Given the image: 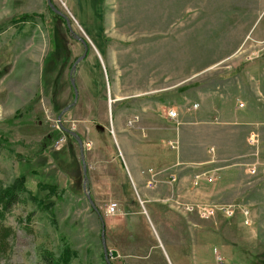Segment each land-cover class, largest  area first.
I'll list each match as a JSON object with an SVG mask.
<instances>
[{"label":"rangeland","instance_id":"374dc122","mask_svg":"<svg viewBox=\"0 0 264 264\" xmlns=\"http://www.w3.org/2000/svg\"><path fill=\"white\" fill-rule=\"evenodd\" d=\"M52 1L88 42L61 121L83 44L47 0H0V188L25 175L32 194L2 220L16 236L0 264L64 248L68 264H107L102 222L111 264H264V0ZM62 128L88 145L99 214L75 141L39 155Z\"/></svg>","mask_w":264,"mask_h":264},{"label":"trees","instance_id":"16d2710c","mask_svg":"<svg viewBox=\"0 0 264 264\" xmlns=\"http://www.w3.org/2000/svg\"><path fill=\"white\" fill-rule=\"evenodd\" d=\"M48 7H49V5H48ZM49 10L51 11V13L54 16L64 20V22H65V19L63 17H61L60 15L56 14L55 12H53L50 7H49ZM29 20H31V16L25 15L24 17L13 19L12 21L14 24H22V23H25ZM65 26H66V23H65ZM66 29L69 32L67 26H66ZM61 126H62V124H61ZM62 129H63L61 131L62 135L58 134V132H57V134H53L51 136L49 134L46 137V140L48 143L45 146V148H43V151L39 152V155L45 153V151L47 152V148L50 147V145L52 144V141L55 140V138H56V140L54 141V144L59 139H61L62 137H65V136L76 142L75 138L72 137L68 131H65V128H62ZM83 151L84 152L86 151L84 143H83ZM125 180H126V178H125ZM25 183H26V176L22 175V177L17 179V181L14 185L6 187V188H0V259H2L3 255H6L10 252L11 247H12V241L14 240V238L16 236V232H15L14 228L12 226L6 225L4 223V221H2V220H3V218L6 217V213L10 209H12L17 203L20 202L23 193H25V192L30 193V190H28ZM38 186L42 190H47L48 193L51 195L53 193L56 194L59 191V187L56 186L55 184H51V183H43L42 182V183L38 184ZM60 192H61V190H60ZM61 194H63V191ZM61 194H59V196H61ZM30 195H32V194L30 193ZM93 211H95L97 214H99L97 208L95 210L93 209ZM102 224H103V222H102ZM66 251H67V249L64 248L62 251V255L60 256V259L56 260V261H55V258L52 254H49V253L43 254L41 264L42 263L43 264H59L60 263L59 261H62V263H64V264H68L71 256L68 255V253Z\"/></svg>","mask_w":264,"mask_h":264},{"label":"water","instance_id":"95a60500","mask_svg":"<svg viewBox=\"0 0 264 264\" xmlns=\"http://www.w3.org/2000/svg\"><path fill=\"white\" fill-rule=\"evenodd\" d=\"M48 1V5L49 7L52 9L53 12H55L56 14L60 15L61 17H63L65 19V23H66V26L69 30V33L72 35V37L81 42L84 46V52L81 56L77 57L71 68H70V72H69V80H70V85L72 87V90H73V102H71L70 104L66 105L65 108L61 111V113L59 114L58 116V119L59 121H61L62 119V116L65 114V112L71 107L73 106L76 101H77V97H78V91H77V87H76V84H75V80L73 78V74L75 73V70H76V67L78 65L79 62H81L87 55V52H88V42H87V39H85L84 37L82 36H79L77 35L73 30H72V26H71V22H70V18L68 16L65 15V13L61 10H59L56 5L53 3L52 0H47ZM65 131H68L70 133V135L72 137L75 138L77 144H78V147H79V154H80V161H81V164H82V173H83V183H82V189H83V192L90 204V206L95 210L96 207L94 205V202L91 198V195H90V191H89V181H88V176H87V165H86V162H85V154H84V151H83V143H82V140L80 138V136L74 132L73 130L71 129H65ZM101 242H102V246H103V254H104V259L106 261L107 264H111L110 261H109V253L107 252V249H106V245H105V237H104V225H102V234H101Z\"/></svg>","mask_w":264,"mask_h":264},{"label":"built area","instance_id":"2783aa9c","mask_svg":"<svg viewBox=\"0 0 264 264\" xmlns=\"http://www.w3.org/2000/svg\"><path fill=\"white\" fill-rule=\"evenodd\" d=\"M198 107L197 104H193L192 105V109H196ZM165 116L168 118V119H176L178 117V112L174 109V108H168L166 111H165ZM257 134L255 133H252L249 138H248V141L250 142V145L252 146L254 144V142H257L255 141L256 138H257ZM65 141V137H62L61 139H59L56 143H55V147L60 149L62 147V143ZM86 147H88V145L86 144ZM258 154V153H257ZM263 161H264V158H263ZM252 166L248 167V171L251 172V173H254L256 172V166H257V163H253L251 164ZM261 169V173L262 175H264V164L263 166L260 168ZM258 169V171L260 170ZM172 180L174 181L175 180V176H172ZM117 203H111L108 207V209L106 210V212L108 214H113L116 210H117ZM185 209L187 211H193L194 210V206H186ZM209 213H211L209 210H199L198 209V215L200 218H204L206 217ZM224 214L226 216H231L233 215V210L231 208H224ZM242 214L243 216H245L246 218L248 217V211L247 210H242ZM249 220H247L248 222ZM215 260H216V263L217 264H221L222 263V259L220 256L216 255L215 256Z\"/></svg>","mask_w":264,"mask_h":264},{"label":"flooded vegetation","instance_id":"af4514ba","mask_svg":"<svg viewBox=\"0 0 264 264\" xmlns=\"http://www.w3.org/2000/svg\"><path fill=\"white\" fill-rule=\"evenodd\" d=\"M101 219V218H100ZM101 222H102V220H101Z\"/></svg>","mask_w":264,"mask_h":264}]
</instances>
